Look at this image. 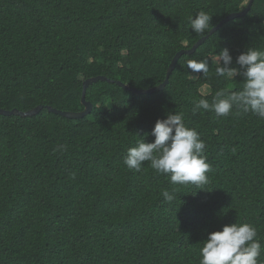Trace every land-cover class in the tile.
I'll use <instances>...</instances> for the list:
<instances>
[{
    "label": "trees",
    "instance_id": "obj_1",
    "mask_svg": "<svg viewBox=\"0 0 264 264\" xmlns=\"http://www.w3.org/2000/svg\"><path fill=\"white\" fill-rule=\"evenodd\" d=\"M249 1L0 0V108L43 106L35 116L0 114V264H200L208 234L237 221L264 244V119L194 112V102L243 80L217 77L211 60L207 77L187 67L226 47L239 69L248 47L264 51V0L182 56L163 91L100 81L87 90L91 114L47 109L82 111L83 81L95 76L162 84L179 51ZM201 10L213 17L205 36L189 22ZM168 112L182 113L206 144L203 189L172 184L148 162L140 172L123 162L137 140L154 142L145 134Z\"/></svg>",
    "mask_w": 264,
    "mask_h": 264
},
{
    "label": "clouds",
    "instance_id": "obj_2",
    "mask_svg": "<svg viewBox=\"0 0 264 264\" xmlns=\"http://www.w3.org/2000/svg\"><path fill=\"white\" fill-rule=\"evenodd\" d=\"M212 18L206 11L197 12L194 18L189 17L191 30L205 36L213 26ZM210 60L217 77H241L243 86L237 91L217 90L212 95L211 103L207 98L194 102L193 111L203 109L222 117L236 109L237 115L251 112L264 119V51L248 47L235 59L239 69L232 66L233 56L226 47L211 57L187 61V67L193 74L207 77ZM110 83L118 85L116 80ZM145 135L155 137L154 142L141 138L127 149L123 162L129 169L140 172L148 162L156 173L166 175L172 184H192L203 189L202 186L208 182L207 173L211 170L207 162L206 144L196 129L186 125L182 113L168 112L167 118L158 119L151 133ZM57 150H66V145L58 146ZM161 195L169 203L174 200L168 190L162 191ZM262 251L264 244L258 238L257 229L250 223L237 221L208 234L200 248V264H264L260 260Z\"/></svg>",
    "mask_w": 264,
    "mask_h": 264
},
{
    "label": "water",
    "instance_id": "obj_3",
    "mask_svg": "<svg viewBox=\"0 0 264 264\" xmlns=\"http://www.w3.org/2000/svg\"><path fill=\"white\" fill-rule=\"evenodd\" d=\"M254 1L255 0H250L249 3L247 4L246 8L243 11L231 14L228 17H226L223 21H221L215 28H213L210 31L209 35L201 38L191 49H184V50L179 51L175 55V57L173 58L170 66L168 68V71H167V74H166V79H165V81L162 84H160L158 86H155V87H152V88H149V89L132 88V87H129L128 85H126V84H123L121 81H117L118 85L121 86L125 90L132 91L133 93L141 94V95L154 94L156 92L163 91L166 88V86L169 84L170 76H171L172 72L175 70L177 63H178L179 59L182 56H184V55H192L193 53H195V51L203 43H205V41L211 35H213L226 21H228L230 19H234V18H237V17H242V16L247 15V13L251 10ZM99 81L114 82V80H110V79H108V78H106L104 76H97V77L86 79L84 81V83H83V94H82V98H81V102H82V104L84 106V110L83 111H81V112L60 111V110H57V109L52 108V107H48V110L53 112V113H56V114H59L61 116H64V117H67V118H71V119H81V118L91 114V112L93 110V104L90 101L86 100V92H87V89L91 85H93L94 83H98ZM42 109H43V106H41V105L37 106L36 108H33V109H31V110H29L27 112H21V111H19L17 109H13V110L7 111V110H3V109L0 108V114L1 115H5V116L20 115V116L26 117V116H34V115L38 114Z\"/></svg>",
    "mask_w": 264,
    "mask_h": 264
}]
</instances>
